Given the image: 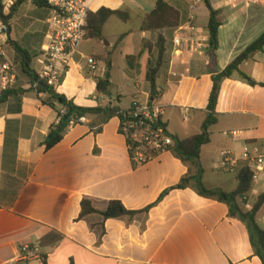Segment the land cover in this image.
Returning a JSON list of instances; mask_svg holds the SVG:
<instances>
[{"label": "crops", "instance_id": "0c3cea01", "mask_svg": "<svg viewBox=\"0 0 264 264\" xmlns=\"http://www.w3.org/2000/svg\"><path fill=\"white\" fill-rule=\"evenodd\" d=\"M165 1L181 13L178 28L191 19L196 26L194 41L179 52L173 42L178 28L165 31L167 55L157 80L163 120L173 138L184 140L201 132L213 76L264 33V7L247 0L219 1L216 7L211 0L222 22L219 48L213 55L202 0ZM157 2L88 0L92 12L103 7L119 10L130 16L126 25L133 16L138 22L134 28L118 32L113 42L107 31L120 20L113 17L103 29L105 40H84L57 91L85 108L117 106L118 102L127 110L134 101H151L147 73L150 60L158 56L157 33L141 32L140 28ZM18 22L17 13L10 26V39L17 43L14 25ZM46 32L47 25L44 48L32 62L39 73L48 44ZM124 34L127 36L120 39ZM7 44L8 35H0V63L7 59L15 64V51L10 49L7 56ZM107 56L110 69L102 60ZM89 58L97 62L95 72L89 68ZM240 69L257 85L251 86L238 74L221 82L218 122L211 128V142L201 151L205 186L229 193L238 187L237 173L223 166L221 153L231 151L240 163L247 146L257 145L264 153V51L243 62ZM108 74L113 84L111 98L97 89L99 79L107 80ZM141 78H146V89L138 83ZM29 87L28 79L20 76L16 88ZM127 96L132 97L131 105L122 108V98ZM16 106L13 97L0 104V264L19 262L23 245L38 247L49 264H263L255 254L247 225L231 218L227 205L200 196L192 186L171 191L148 214L133 220H107L104 235L102 216L93 214L77 221L83 199L91 200L98 210H105L112 200L122 201L130 210H140L184 177L195 175L197 169L172 151L135 167L117 117L98 134L91 129L97 117H87V124L69 129L59 145L46 151L44 145L57 122V113L34 93L22 97L19 113L11 111ZM231 131L240 132L239 137L225 136ZM15 191L19 196L13 203ZM263 193L261 173L247 196L250 208L244 203V210L252 211ZM257 223L264 229V206L257 213Z\"/></svg>", "mask_w": 264, "mask_h": 264}, {"label": "trees", "instance_id": "16d2710c", "mask_svg": "<svg viewBox=\"0 0 264 264\" xmlns=\"http://www.w3.org/2000/svg\"><path fill=\"white\" fill-rule=\"evenodd\" d=\"M202 2L203 10L208 15L207 31L210 36L209 50L211 54L214 55L219 48V33L222 26L220 12L213 7L211 0H202ZM27 3L34 5L39 11V16L47 20L50 15V9L45 0H17L10 14L7 16L3 14V7L0 1V21L5 23L8 27V42L17 54V64L15 65L19 71V76L26 77L30 86L29 89L14 87L0 99V104L6 102L9 97H13L15 98L17 106L11 108V111L13 110L14 112L16 111L19 113L21 111L22 97L28 93H34L44 105L52 108L57 113L58 119L57 122L51 126L48 140L44 145L46 151H50L64 140L71 124L78 123L81 117L96 116L97 121L91 124V129L98 134L103 130V126L111 119L116 117L122 118L123 112L126 110L121 109L119 106L112 105L98 108H85L78 106L73 100L59 93L56 87L50 85L46 79L41 78L39 72H37L32 66L34 55L36 54H33L27 48L17 42L11 41L10 39L11 21ZM113 17H116L123 22H128L130 19L127 12L111 10L105 7L99 9L97 12L90 11L87 18L85 40H105L103 29L107 22ZM194 23L195 22L192 21V24L196 27ZM180 24V11L175 9L165 0H158L155 9L145 17L141 25V32L157 33L155 47L158 56L155 60H150L147 73V81L150 84L152 99H155L159 95L157 80L167 55V38L165 36V31L176 29ZM125 36H127V34L122 35L120 39ZM260 51H264V33L226 69L213 76V88L209 98L208 115L201 127V132L184 140L174 138V145L172 146L171 151L181 161L185 163L192 162L197 169L195 175L184 177L179 184L163 192L156 202L140 210H130L119 200H112L108 203L105 210H98L94 207L91 200L83 199L81 202V213L77 221L93 214L102 216L103 223L101 225L104 235L105 222L107 220L119 218L133 220L138 215L148 214L153 208L157 207L171 191L184 190L192 186L200 196L227 205L229 208V216L231 218H237L247 225L250 234V241L255 250V254L264 264V229L257 223V213L264 206V193L259 196L258 202L252 211L247 212L243 207L245 203L243 199L251 192L254 182L253 172L249 168L248 163L245 161L239 163L238 168L236 169L238 187L234 192L230 193L221 189H211L206 187L203 183L204 169L201 165L202 148L211 142V128L218 122L216 108L221 91V82L224 79L231 78L234 74H238L248 84L256 86L257 83L250 76L242 72L240 66L243 62L252 58L253 55ZM102 58V60L106 62L107 68L110 69L112 63L109 60V57ZM112 87L113 84L110 80L99 79L97 83L98 92L103 96L112 94ZM16 148L17 145H15V154ZM18 196V192L15 191L12 201L13 203L16 202ZM37 261L38 264H49L48 257L44 253L40 254ZM32 262H24L20 260L16 264H31Z\"/></svg>", "mask_w": 264, "mask_h": 264}, {"label": "built area", "instance_id": "2783aa9c", "mask_svg": "<svg viewBox=\"0 0 264 264\" xmlns=\"http://www.w3.org/2000/svg\"><path fill=\"white\" fill-rule=\"evenodd\" d=\"M3 14L9 15L17 0H0ZM50 15L46 20L47 47L44 54V67L39 73L41 78L57 88L64 80L65 75L75 64V57L85 40L87 18L90 12L88 0H45ZM264 7V0H247ZM8 27L0 21V35H7ZM196 28L191 22L176 30L174 46L177 51L194 41L193 34ZM6 57L4 52H1ZM88 65L92 72L97 70V62L94 58L88 59ZM20 76L16 65L5 59L0 63V99L17 86ZM163 107L158 102V97L142 103L134 101L129 109L123 112L119 130L125 137L135 167H141L152 159L171 151L174 138L169 133L163 120ZM87 117H81L78 123H72L70 128L79 124H87ZM240 132H226L225 136L238 138ZM223 166L230 171H236L239 159L231 151L221 153ZM244 161L248 163L253 172V181L264 173V153L257 145L247 146L244 150ZM245 207L250 208L247 197L243 199ZM41 251L38 247L23 245L21 247L20 260L32 262L39 259Z\"/></svg>", "mask_w": 264, "mask_h": 264}, {"label": "rangeland", "instance_id": "374dc122", "mask_svg": "<svg viewBox=\"0 0 264 264\" xmlns=\"http://www.w3.org/2000/svg\"><path fill=\"white\" fill-rule=\"evenodd\" d=\"M192 1H189V3L191 4ZM219 1L220 3L222 1L223 4H226L228 2L227 0H212L214 6L216 7L220 6ZM194 10L196 11L198 10V8ZM194 10L192 9L193 12ZM38 13L39 11L34 5L27 3L18 12L19 22L15 23L14 25V30L16 33L15 38H17L18 43L21 44L23 47L27 48L28 50H30L33 54L40 53V51L44 48V44H45L44 32L46 29V24H45L46 19L41 18ZM133 17L134 18L129 25H126L124 22L117 20L119 24L112 26V28L107 31V34L110 36L111 41L113 42L117 41L118 32H124L125 30H127V28L129 27L134 28L136 26L138 22V17L137 16H133ZM10 49H13L11 45H9L8 49H5L7 56L10 54L9 53ZM16 56L17 54L15 53V64H17ZM138 83H141L143 89H146L148 87L146 78L138 79ZM131 101H132L131 96L124 97L122 98L120 106L122 108H128L131 105ZM116 104L117 106H119L118 102Z\"/></svg>", "mask_w": 264, "mask_h": 264}, {"label": "water", "instance_id": "95a60500", "mask_svg": "<svg viewBox=\"0 0 264 264\" xmlns=\"http://www.w3.org/2000/svg\"><path fill=\"white\" fill-rule=\"evenodd\" d=\"M107 80H110V75L109 74L107 75ZM109 97L111 98L112 95L110 94Z\"/></svg>", "mask_w": 264, "mask_h": 264}]
</instances>
